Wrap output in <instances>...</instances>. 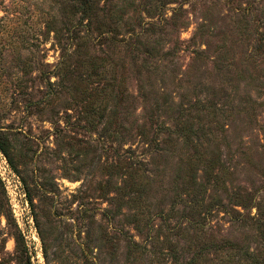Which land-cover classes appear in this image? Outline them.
I'll return each instance as SVG.
<instances>
[{"label": "rangeland", "instance_id": "1", "mask_svg": "<svg viewBox=\"0 0 264 264\" xmlns=\"http://www.w3.org/2000/svg\"><path fill=\"white\" fill-rule=\"evenodd\" d=\"M90 1L0 0V264H264V0Z\"/></svg>", "mask_w": 264, "mask_h": 264}, {"label": "trees", "instance_id": "2", "mask_svg": "<svg viewBox=\"0 0 264 264\" xmlns=\"http://www.w3.org/2000/svg\"><path fill=\"white\" fill-rule=\"evenodd\" d=\"M78 3L80 5V10H81V13H83L85 16H88L91 14V11H92V4H91V1L90 0H78ZM0 148L2 149V151L6 154V156L8 157L10 163L12 165H14V161H13V158L11 157L8 149L6 148V146L3 144V142L1 141L0 139ZM248 255V259H251L253 258L254 256L248 254V253H245Z\"/></svg>", "mask_w": 264, "mask_h": 264}]
</instances>
